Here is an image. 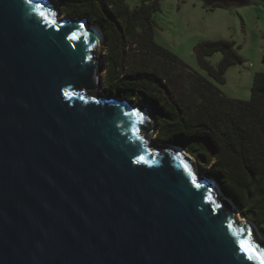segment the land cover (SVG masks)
I'll use <instances>...</instances> for the list:
<instances>
[{
    "label": "water",
    "instance_id": "95a60500",
    "mask_svg": "<svg viewBox=\"0 0 264 264\" xmlns=\"http://www.w3.org/2000/svg\"><path fill=\"white\" fill-rule=\"evenodd\" d=\"M62 13L0 0V264H260L258 226L149 139L147 105L99 93L101 26Z\"/></svg>",
    "mask_w": 264,
    "mask_h": 264
},
{
    "label": "trees",
    "instance_id": "16d2710c",
    "mask_svg": "<svg viewBox=\"0 0 264 264\" xmlns=\"http://www.w3.org/2000/svg\"><path fill=\"white\" fill-rule=\"evenodd\" d=\"M56 2L63 14L87 16L104 30L103 92L147 105L158 130L150 140L178 146L204 167L214 161L211 177L264 234V71L256 73L249 100L232 99L214 81L225 83L229 68L243 62L234 43H198L195 53L209 77L201 75L155 41L162 0L134 8L126 0ZM216 53L222 58L213 65L208 58Z\"/></svg>",
    "mask_w": 264,
    "mask_h": 264
},
{
    "label": "rangeland",
    "instance_id": "374dc122",
    "mask_svg": "<svg viewBox=\"0 0 264 264\" xmlns=\"http://www.w3.org/2000/svg\"><path fill=\"white\" fill-rule=\"evenodd\" d=\"M126 1L134 8L142 0ZM209 1L162 0V10L155 14V41L177 55L193 70L207 77V72L200 67L195 46L208 40L232 41L243 57V62L229 68L225 83L213 81L227 97L247 101L251 98L256 73L264 71V0H237L235 3L223 5L224 7L213 4L226 0ZM62 16L67 15L62 13ZM103 47L104 43L99 49L102 55ZM221 58L222 54L216 53L208 59L213 65H217ZM103 90L104 86L99 89V93H104ZM157 131L156 126L151 135L153 140L156 139ZM189 154L195 159L200 173L214 180L211 177L214 161L204 167L191 153ZM219 189L221 195L225 196L220 186ZM238 213L244 216L239 209ZM257 235L264 241V234L259 227Z\"/></svg>",
    "mask_w": 264,
    "mask_h": 264
},
{
    "label": "snow or ice",
    "instance_id": "6c2138e0",
    "mask_svg": "<svg viewBox=\"0 0 264 264\" xmlns=\"http://www.w3.org/2000/svg\"><path fill=\"white\" fill-rule=\"evenodd\" d=\"M41 14L44 15V13ZM73 36H75V34H73ZM71 94L72 93H66V95ZM239 243L241 251L247 255L248 259H254L258 257L260 259V264H264V250H258L257 246L252 243L250 238L247 240L242 239Z\"/></svg>",
    "mask_w": 264,
    "mask_h": 264
},
{
    "label": "bare ground",
    "instance_id": "6f19581e",
    "mask_svg": "<svg viewBox=\"0 0 264 264\" xmlns=\"http://www.w3.org/2000/svg\"><path fill=\"white\" fill-rule=\"evenodd\" d=\"M220 189L218 188V192L220 193V191H219ZM220 195H221V193H220ZM222 196V195H221ZM223 198H224V196H222ZM238 215V217L241 219V220H246L247 218H245L244 216H240L239 215V213L237 214Z\"/></svg>",
    "mask_w": 264,
    "mask_h": 264
}]
</instances>
